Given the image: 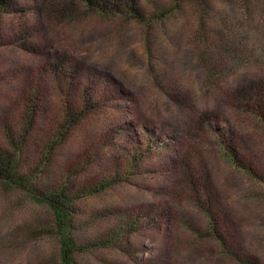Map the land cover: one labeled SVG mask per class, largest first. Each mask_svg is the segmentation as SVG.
Returning a JSON list of instances; mask_svg holds the SVG:
<instances>
[{
  "label": "rangeland",
  "instance_id": "1",
  "mask_svg": "<svg viewBox=\"0 0 264 264\" xmlns=\"http://www.w3.org/2000/svg\"><path fill=\"white\" fill-rule=\"evenodd\" d=\"M17 2H0V141L28 119L41 161L29 185L0 182V264H63L42 192L93 179L110 187L73 203L77 264H264V113L246 105L264 84V0H141L140 19ZM51 55L76 75L50 73ZM84 91L100 107L57 146Z\"/></svg>",
  "mask_w": 264,
  "mask_h": 264
},
{
  "label": "trees",
  "instance_id": "2",
  "mask_svg": "<svg viewBox=\"0 0 264 264\" xmlns=\"http://www.w3.org/2000/svg\"><path fill=\"white\" fill-rule=\"evenodd\" d=\"M140 1L141 0H81L83 4L92 8L93 11L94 9H100L111 14L119 13L127 15L134 19L141 18V12L139 9ZM0 2L1 4L7 2L9 7L17 13H20L21 11L23 12V9L19 6L20 4L17 0H0ZM21 36L28 50L43 55L48 54L41 47L28 40L29 38L25 36V32L21 33ZM2 43H4V41L0 38V45ZM49 59L50 62H48L47 69L50 73L62 71L69 76L76 75L74 74L75 70L73 69L72 71L71 68H67L63 61L57 62V59L52 55ZM260 89H263L262 92H260ZM247 92L250 95L247 100L248 102L246 101V105L250 108L249 111L254 110L256 115L257 113H264V99L262 97V94L264 95V84L252 85L246 93ZM84 94L86 100H83L80 106L72 103L68 106L63 105V123L60 124L62 126L58 127V132L55 137L53 136L54 139H56L57 146L67 139L70 133L69 131L72 128L80 124L89 114L98 111L101 103L98 100L94 103L92 100V94H89L86 91H84ZM88 97H90L89 100ZM34 116H36V111H33V118H35ZM27 122H29V125L25 123L24 127L21 125L19 129L15 125L12 127L8 125L9 128H6L4 131L5 136H3L0 141V182H9L15 186L23 187V185H29L35 181L36 176L29 172L27 168L23 170V167L33 168L31 166L32 164L36 163V161H41L38 157L40 154L38 146L31 145L30 138L32 136L31 132L33 129V123L28 119ZM17 126L19 127V125ZM18 130H20V132ZM51 139L50 136L49 138H46L47 141ZM35 154L38 156H35ZM20 172H22V174ZM91 183H93L96 188H92L91 185L87 186L80 184L79 187L81 189L77 192L75 187L72 184L70 185V182L68 181L59 187L46 188L42 192L46 203L54 208L53 212L56 215L57 220L60 222V226L63 224L69 240L66 242V248L62 252L63 264H77L74 261L73 256L78 247L70 239L72 235L70 230L73 228L71 219L75 216L73 203H76V200L81 198V193L85 194L89 190V193L87 194L97 195L107 191L110 187L107 183L97 182V179H93ZM90 191L92 192L90 193ZM90 246L86 249L90 250Z\"/></svg>",
  "mask_w": 264,
  "mask_h": 264
}]
</instances>
